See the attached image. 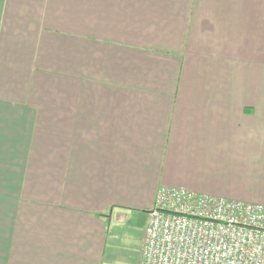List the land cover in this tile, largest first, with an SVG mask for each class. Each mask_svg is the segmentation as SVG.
Masks as SVG:
<instances>
[{"label":"crops","instance_id":"1","mask_svg":"<svg viewBox=\"0 0 264 264\" xmlns=\"http://www.w3.org/2000/svg\"><path fill=\"white\" fill-rule=\"evenodd\" d=\"M256 14L264 0H0V264H139L160 187L264 206L254 62L226 85Z\"/></svg>","mask_w":264,"mask_h":264},{"label":"built area","instance_id":"2","mask_svg":"<svg viewBox=\"0 0 264 264\" xmlns=\"http://www.w3.org/2000/svg\"><path fill=\"white\" fill-rule=\"evenodd\" d=\"M139 264H264V206L160 187Z\"/></svg>","mask_w":264,"mask_h":264},{"label":"rangeland","instance_id":"3","mask_svg":"<svg viewBox=\"0 0 264 264\" xmlns=\"http://www.w3.org/2000/svg\"><path fill=\"white\" fill-rule=\"evenodd\" d=\"M244 17L246 18L244 22H251L253 24L256 23V25L261 28V32L260 34L255 33L252 35L250 32L247 33V35H250V36L249 38H246L244 36V39H242L243 44L241 45V48H240V54L239 55L231 54L233 55L232 57L235 60L233 63L231 64L229 63L230 65L229 66V78H228L226 85L228 87L246 88L245 82L249 77L248 66L252 62H254V65H255L254 85L256 87L255 89L260 91L261 97L263 100L264 98V14L247 15V16L245 15ZM250 46H251V50L253 51H249ZM229 53H232V50H229ZM257 59L260 60V63L257 61ZM251 75H250V78H252ZM240 77H241V80H240ZM244 78H245V81H244ZM252 85L253 84H251V87ZM236 177L237 179L241 177V169H239V173L236 175ZM232 178H235V176H233ZM124 264H135V260L132 258L130 259L129 262H126Z\"/></svg>","mask_w":264,"mask_h":264}]
</instances>
